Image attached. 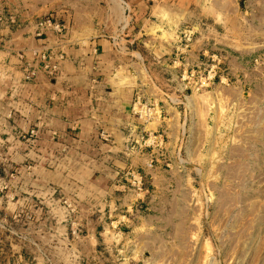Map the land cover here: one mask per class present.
Here are the masks:
<instances>
[{"label": "crops", "instance_id": "crops-1", "mask_svg": "<svg viewBox=\"0 0 264 264\" xmlns=\"http://www.w3.org/2000/svg\"><path fill=\"white\" fill-rule=\"evenodd\" d=\"M11 12L16 24L0 23V204L5 221L19 220V246L6 252L54 264L60 241L88 264H138L148 222L182 203L167 174L189 77L214 73L221 52L245 73L263 49L264 0H0ZM44 16L62 33L37 35ZM41 53L55 71L26 80ZM136 97L149 118L132 113Z\"/></svg>", "mask_w": 264, "mask_h": 264}, {"label": "rangeland", "instance_id": "rangeland-1", "mask_svg": "<svg viewBox=\"0 0 264 264\" xmlns=\"http://www.w3.org/2000/svg\"><path fill=\"white\" fill-rule=\"evenodd\" d=\"M221 55L210 61L214 73L189 77L187 122L167 174V195L182 203L148 222L143 241L134 242L135 263L264 264V45L243 75ZM1 207L0 264H19L6 252L19 246V220L5 221ZM58 243L52 263H89Z\"/></svg>", "mask_w": 264, "mask_h": 264}, {"label": "built area", "instance_id": "built-area-1", "mask_svg": "<svg viewBox=\"0 0 264 264\" xmlns=\"http://www.w3.org/2000/svg\"><path fill=\"white\" fill-rule=\"evenodd\" d=\"M16 22H17L16 15L14 16L13 14L10 13L0 14V23L5 24L6 26H12L15 25ZM35 26L37 28V35L43 34L46 29H52L57 34L62 33V31L64 30L63 24L51 16H44L36 20ZM189 39L190 38L188 37V35H185L183 42L189 41ZM36 56L40 60V63L35 67L32 66L31 68L28 67H27L28 69L26 68L27 70L24 75V78L26 80L33 79L36 72L39 70H43L47 74H52L55 71V66L49 67V65H47L48 57L46 56V54L41 53ZM132 113L137 115L138 117H142L143 119H146L152 115L153 108L152 106L144 102H140L139 98L136 97L132 105ZM30 133L35 135L36 132L34 130H31ZM127 175L135 182H138V184L142 182V176L133 169H130Z\"/></svg>", "mask_w": 264, "mask_h": 264}]
</instances>
